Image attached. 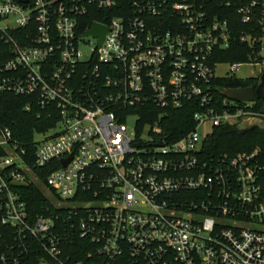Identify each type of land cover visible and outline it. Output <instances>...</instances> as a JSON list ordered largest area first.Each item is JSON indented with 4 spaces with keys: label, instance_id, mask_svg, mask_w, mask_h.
Listing matches in <instances>:
<instances>
[{
    "label": "built area",
    "instance_id": "built-area-1",
    "mask_svg": "<svg viewBox=\"0 0 264 264\" xmlns=\"http://www.w3.org/2000/svg\"><path fill=\"white\" fill-rule=\"evenodd\" d=\"M95 23L101 43L86 34ZM228 38V22L191 0H0V96L56 119L28 146L0 117V264L32 252L41 264H264V156L205 151L217 126L264 123L256 99L213 95L210 55ZM188 102L194 128L164 134L167 111ZM147 103L158 118L141 124L130 111ZM20 182L65 218L34 214Z\"/></svg>",
    "mask_w": 264,
    "mask_h": 264
},
{
    "label": "trees",
    "instance_id": "trees-1",
    "mask_svg": "<svg viewBox=\"0 0 264 264\" xmlns=\"http://www.w3.org/2000/svg\"><path fill=\"white\" fill-rule=\"evenodd\" d=\"M202 5L207 17L212 20L218 17L228 22L229 41L227 46H216L211 52L210 62L212 65L219 63H246L261 57L260 53L263 49L261 38L264 34V0H191ZM256 2L251 8V20L244 21V14L240 9L246 5ZM92 15L88 16V23L93 20ZM177 23V21H175ZM243 34L251 35L254 41L249 44L241 40ZM259 77L238 78L232 75L224 77H215L212 81L213 95L221 104L225 98L224 92L230 88L257 87ZM30 101V97L26 95L2 94L0 96V117L2 123L9 126L14 135L25 144L31 145L33 133L35 129L46 131L55 123L54 118L49 117L50 108H33L31 111L25 109V104ZM151 103H147L141 108H134L130 112L139 115V123L143 124L158 118L157 113L152 108ZM192 102L186 103L182 108L168 110L167 115L161 120L164 128V134L170 137L181 136L192 128L196 122L193 114L197 107H193ZM263 108L262 101L256 99L254 109L261 110ZM37 111L41 113L40 117L36 116ZM259 149L264 156V128L258 125H251L246 128L239 125L225 124L214 128L212 134L205 143V151L207 154H220L223 152H252ZM32 151L33 148L29 147ZM45 178L50 170L45 168L35 169ZM22 194L30 203V208L34 214L47 213L53 217L60 215V220L55 219L56 223L65 218L67 211L64 208L54 207L49 199L34 184L22 189ZM47 208H50L47 210ZM81 238L76 237L75 243H81ZM83 241V240H82ZM29 264H41L36 253L30 255Z\"/></svg>",
    "mask_w": 264,
    "mask_h": 264
},
{
    "label": "water",
    "instance_id": "water-1",
    "mask_svg": "<svg viewBox=\"0 0 264 264\" xmlns=\"http://www.w3.org/2000/svg\"><path fill=\"white\" fill-rule=\"evenodd\" d=\"M23 1H26V0H23ZM106 31H107V28L105 26L95 23L93 27L89 31H87L86 34L98 37L99 42L101 43L104 40ZM224 95L231 100H236L239 102L254 101L255 99H260L262 101L263 111H264V70L259 76V83L256 88L252 86L230 88L224 92ZM246 122L248 126L254 125L256 123H259L260 125H262L261 123H263V120L260 118H252V119L247 120ZM242 128H245V127H242ZM70 160H71V157L68 159H64L63 163L66 165L68 164ZM14 185L21 186V187L29 186V184L26 182L14 183Z\"/></svg>",
    "mask_w": 264,
    "mask_h": 264
},
{
    "label": "rangeland",
    "instance_id": "rangeland-1",
    "mask_svg": "<svg viewBox=\"0 0 264 264\" xmlns=\"http://www.w3.org/2000/svg\"><path fill=\"white\" fill-rule=\"evenodd\" d=\"M82 50L84 53H87L89 51V47L83 46ZM261 57H258L255 60H250L246 63H240V67L237 70L232 69L231 63H219L216 64L215 67V73L218 77H224L228 75H232L238 78H251V77H259L264 70V38H263V49L260 53ZM137 117L133 116L129 119L128 126L129 128H132L135 120ZM237 123L241 127H249L247 122L245 121V116H240L236 118ZM264 125V123H261ZM210 130V126L208 124L202 126V128L199 130L200 133H204V131ZM37 138H41L40 136H37Z\"/></svg>",
    "mask_w": 264,
    "mask_h": 264
}]
</instances>
